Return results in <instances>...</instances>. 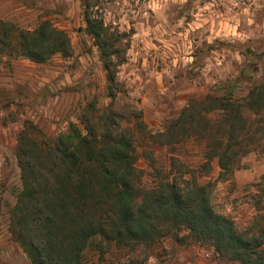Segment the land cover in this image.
Returning a JSON list of instances; mask_svg holds the SVG:
<instances>
[{
	"label": "rangeland",
	"instance_id": "1",
	"mask_svg": "<svg viewBox=\"0 0 264 264\" xmlns=\"http://www.w3.org/2000/svg\"><path fill=\"white\" fill-rule=\"evenodd\" d=\"M85 4L118 37L123 62L110 92L97 46L84 31ZM0 19L26 30L48 21L72 46L71 55L43 64L23 58L0 63V264H30L8 233L21 189L20 132L55 139L71 124L83 129L81 116L95 124L103 112L114 113L119 132L132 140L140 188L174 179L210 183L214 210L239 231H254L264 215V144L250 145L260 134L256 117L246 121L248 152L221 178L216 159L203 166L204 152L221 132L218 112L207 111L204 102L242 98L264 80V0H0ZM183 110L188 120L175 125ZM98 259L87 252L84 263ZM104 259L235 264L184 230L136 251L110 248Z\"/></svg>",
	"mask_w": 264,
	"mask_h": 264
},
{
	"label": "trees",
	"instance_id": "2",
	"mask_svg": "<svg viewBox=\"0 0 264 264\" xmlns=\"http://www.w3.org/2000/svg\"><path fill=\"white\" fill-rule=\"evenodd\" d=\"M84 6V31L97 46L110 92L123 62L118 37ZM57 54H72L65 31L48 21L26 30L0 19V63L23 58L43 64ZM204 104L218 112L221 132L204 152L203 166L216 159L222 178L237 156L248 152L246 121L252 115L260 134L250 137V145L264 144V80L252 83L242 98L207 97ZM186 120L183 110L174 124ZM94 121L81 116L83 129L71 124L55 139L26 131L18 135L21 189L9 213L8 233L30 264H85L87 252L99 256L96 264H141L106 261L104 254L110 248L136 251L183 230L230 263L264 264V215L254 231L241 232L214 210L210 183L174 179L140 188L132 140L119 132L116 115L103 112Z\"/></svg>",
	"mask_w": 264,
	"mask_h": 264
}]
</instances>
